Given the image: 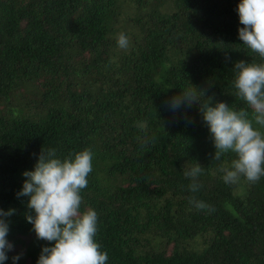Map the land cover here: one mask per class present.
<instances>
[{
    "label": "trees",
    "instance_id": "1",
    "mask_svg": "<svg viewBox=\"0 0 264 264\" xmlns=\"http://www.w3.org/2000/svg\"><path fill=\"white\" fill-rule=\"evenodd\" d=\"M239 2L0 0V208L16 210L6 264L21 252L37 264L46 244L16 195L42 148L60 159L91 149L81 210L98 213L107 264H264V177L226 185L218 169L232 154L213 161L198 108L167 105L191 82L214 103L246 107L234 63L261 61L239 40ZM189 162L204 167L195 194Z\"/></svg>",
    "mask_w": 264,
    "mask_h": 264
},
{
    "label": "clouds",
    "instance_id": "2",
    "mask_svg": "<svg viewBox=\"0 0 264 264\" xmlns=\"http://www.w3.org/2000/svg\"><path fill=\"white\" fill-rule=\"evenodd\" d=\"M236 12L243 25L238 29L239 40L261 61L234 63V96L246 107L236 109L226 102L214 103V96H208L205 89L191 82L167 101L173 111L181 107L198 108L215 148L213 161L232 154L230 165L222 164L218 169L226 185H237L241 179L256 183L264 177V0H240ZM116 39L120 49L129 48L130 40L124 32ZM92 161L91 149L60 159L55 149L42 148L34 170L22 174L25 180L17 198H29L25 218L32 225L36 240L46 242L37 264H107L108 253L101 251L95 240L98 213L90 207L81 210V192L88 186ZM203 171L198 162L183 166L184 177L191 181L189 192L200 191L198 178ZM188 202L197 210L215 212L212 205L195 195L189 196ZM15 212L12 208L7 211L0 208V264H6L8 253L14 251L7 237L9 218ZM22 256V252L12 256V264H18Z\"/></svg>",
    "mask_w": 264,
    "mask_h": 264
},
{
    "label": "rangeland",
    "instance_id": "3",
    "mask_svg": "<svg viewBox=\"0 0 264 264\" xmlns=\"http://www.w3.org/2000/svg\"><path fill=\"white\" fill-rule=\"evenodd\" d=\"M199 243H200V242H199ZM200 245H201V244H200ZM22 253H23V256H22V258H21L20 260H21V261H24L25 264H30L31 261H30V259L27 258L26 252H22Z\"/></svg>",
    "mask_w": 264,
    "mask_h": 264
}]
</instances>
